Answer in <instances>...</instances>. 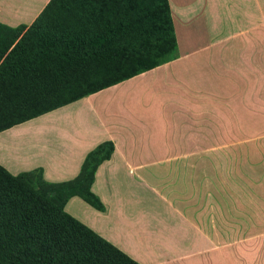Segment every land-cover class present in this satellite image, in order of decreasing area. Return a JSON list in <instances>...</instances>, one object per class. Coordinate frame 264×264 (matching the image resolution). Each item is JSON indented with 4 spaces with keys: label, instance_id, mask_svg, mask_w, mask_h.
<instances>
[{
    "label": "crops",
    "instance_id": "1",
    "mask_svg": "<svg viewBox=\"0 0 264 264\" xmlns=\"http://www.w3.org/2000/svg\"><path fill=\"white\" fill-rule=\"evenodd\" d=\"M164 1L157 16L168 37L145 42L155 51L144 47L114 81L94 86L98 74L37 69L34 85L18 87L0 71V205L13 208L18 173L72 180L85 155L110 141L89 188L103 211L71 197L38 230L101 244L108 264L113 254L127 264H264L253 186L206 181L204 168L189 165L204 153L206 128H228L216 129V143L259 138L264 205V0ZM63 9L61 0H0V23L74 34L71 17L87 12ZM3 206L0 220L12 211Z\"/></svg>",
    "mask_w": 264,
    "mask_h": 264
},
{
    "label": "trees",
    "instance_id": "2",
    "mask_svg": "<svg viewBox=\"0 0 264 264\" xmlns=\"http://www.w3.org/2000/svg\"><path fill=\"white\" fill-rule=\"evenodd\" d=\"M164 5V0H135L132 6L127 0H107L89 31L58 37L45 35L33 26L12 28L0 23V71L14 86L30 87L36 82L37 69L68 74L81 60L139 58L146 50L134 46V40L155 42L168 37L158 25L157 12ZM112 150L110 141L96 145L85 155L77 176L69 181L46 182L39 168L15 176L16 200L8 219L0 223V264H108V251L101 244L93 248V243L87 246L83 240L63 238V232L49 234L38 230L35 222L52 209H62L71 197L103 211L89 188L96 167L109 159ZM110 261L127 264L117 254Z\"/></svg>",
    "mask_w": 264,
    "mask_h": 264
},
{
    "label": "rangeland",
    "instance_id": "3",
    "mask_svg": "<svg viewBox=\"0 0 264 264\" xmlns=\"http://www.w3.org/2000/svg\"><path fill=\"white\" fill-rule=\"evenodd\" d=\"M65 9H72L75 13H82L86 11L87 14L71 17V25L77 26L74 30V34H83L88 31V27L95 20L96 13L101 6L107 0H61ZM135 0H127V5L132 6ZM63 9V11L65 10ZM162 12H160L161 14ZM68 17L66 16V19ZM78 24V25H77ZM63 27L60 33L65 32ZM134 46L147 47L148 50L155 51L156 43H145L143 40L136 39L132 42ZM87 62V61H85ZM83 64V62H82ZM78 63L77 69L80 71L81 78L90 73L96 75L98 78L92 79V83L99 82L106 84L114 81L133 71V68L138 65V61L135 59L130 61H94L92 63H85L82 65ZM76 69V70H77ZM86 72V75H85ZM93 86V85H92ZM216 129L219 133H223V130L228 128H206L204 153L196 158L189 159L190 166H199L205 170L206 181H214L216 183H244L248 182L253 186V211H252V225L254 234H262L264 232V205L260 199L259 185L261 182V142L259 138L249 142H231V143H216ZM237 135L242 136L240 127L235 128ZM243 130V128H242ZM202 144L199 143V147L195 150H201ZM1 201V200H0ZM5 200L1 205L7 207V212L12 210L10 202ZM0 205V206H1ZM6 210V208H5ZM7 218L0 220V223L4 222ZM51 220V218H50ZM237 225H240L238 221ZM264 240V239H263ZM117 260V257H115ZM80 264H88L87 262H81Z\"/></svg>",
    "mask_w": 264,
    "mask_h": 264
},
{
    "label": "built area",
    "instance_id": "4",
    "mask_svg": "<svg viewBox=\"0 0 264 264\" xmlns=\"http://www.w3.org/2000/svg\"><path fill=\"white\" fill-rule=\"evenodd\" d=\"M188 58H189L188 56H184V57H183L184 60H187Z\"/></svg>",
    "mask_w": 264,
    "mask_h": 264
}]
</instances>
